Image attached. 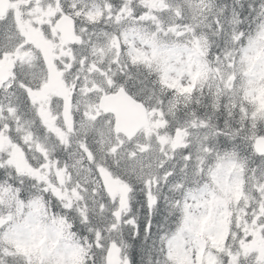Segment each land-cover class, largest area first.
I'll return each instance as SVG.
<instances>
[{
	"label": "snow or ice",
	"instance_id": "snow-or-ice-1",
	"mask_svg": "<svg viewBox=\"0 0 264 264\" xmlns=\"http://www.w3.org/2000/svg\"><path fill=\"white\" fill-rule=\"evenodd\" d=\"M0 264H264V0H0Z\"/></svg>",
	"mask_w": 264,
	"mask_h": 264
}]
</instances>
